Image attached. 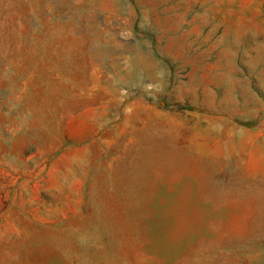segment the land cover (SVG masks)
I'll use <instances>...</instances> for the list:
<instances>
[{"label": "rangeland", "instance_id": "obj_1", "mask_svg": "<svg viewBox=\"0 0 264 264\" xmlns=\"http://www.w3.org/2000/svg\"><path fill=\"white\" fill-rule=\"evenodd\" d=\"M0 264H264V0H0Z\"/></svg>", "mask_w": 264, "mask_h": 264}]
</instances>
